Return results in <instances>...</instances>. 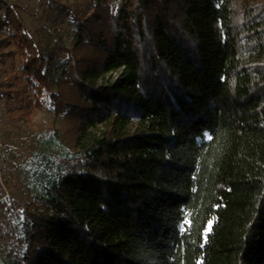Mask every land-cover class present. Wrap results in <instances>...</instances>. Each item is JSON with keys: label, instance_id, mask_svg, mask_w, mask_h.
Segmentation results:
<instances>
[{"label": "trees", "instance_id": "16d2710c", "mask_svg": "<svg viewBox=\"0 0 264 264\" xmlns=\"http://www.w3.org/2000/svg\"><path fill=\"white\" fill-rule=\"evenodd\" d=\"M112 2L47 50L0 1L36 104L78 117L37 190L0 202L14 264H264V0Z\"/></svg>", "mask_w": 264, "mask_h": 264}, {"label": "rangeland", "instance_id": "374dc122", "mask_svg": "<svg viewBox=\"0 0 264 264\" xmlns=\"http://www.w3.org/2000/svg\"><path fill=\"white\" fill-rule=\"evenodd\" d=\"M6 1L14 6L25 28L47 50L53 48L57 40L68 49H73L77 41L74 17L89 18L94 14L104 17L113 7L112 0L101 4L96 0ZM2 15L3 12L0 17ZM13 34L11 28L0 32V38L9 39V44L0 48V81L8 82L11 91L16 92L14 99H0V189L4 192V195L0 194V202L8 197L17 203L27 199L29 192L37 190L36 172L43 163L39 156L43 154L52 159L66 155L72 148L70 143L77 136L78 117L67 110L56 114L48 107L36 104L32 90L20 71L21 57L11 41ZM74 53L90 61L97 54L94 45L88 41ZM65 57V54H59L52 71L55 79L51 87L54 91L70 92L66 84L57 81L62 74ZM117 74L108 73L97 83H108ZM101 128L97 125L93 129L94 134L99 133ZM2 211L3 207L0 209V264H14L13 257L18 247L12 241L13 233L9 226L6 227Z\"/></svg>", "mask_w": 264, "mask_h": 264}, {"label": "snow or ice", "instance_id": "6c2138e0", "mask_svg": "<svg viewBox=\"0 0 264 264\" xmlns=\"http://www.w3.org/2000/svg\"><path fill=\"white\" fill-rule=\"evenodd\" d=\"M211 227V225H209V228Z\"/></svg>", "mask_w": 264, "mask_h": 264}]
</instances>
